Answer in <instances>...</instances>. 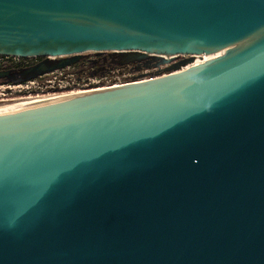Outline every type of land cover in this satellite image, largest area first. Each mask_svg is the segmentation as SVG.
Listing matches in <instances>:
<instances>
[{
	"label": "water",
	"instance_id": "obj_1",
	"mask_svg": "<svg viewBox=\"0 0 264 264\" xmlns=\"http://www.w3.org/2000/svg\"><path fill=\"white\" fill-rule=\"evenodd\" d=\"M90 51L135 82L0 112V264H264V0H0L12 82Z\"/></svg>",
	"mask_w": 264,
	"mask_h": 264
},
{
	"label": "built area",
	"instance_id": "obj_2",
	"mask_svg": "<svg viewBox=\"0 0 264 264\" xmlns=\"http://www.w3.org/2000/svg\"><path fill=\"white\" fill-rule=\"evenodd\" d=\"M103 53L107 54L108 52L98 53L90 51L83 53V55L96 56ZM29 58L0 55V70L5 63H17L20 60H27ZM91 58H94V56ZM78 62L61 69L40 74L25 82H0V103L27 105L69 94L117 87L134 83L133 79L138 75L137 72L130 71V65L117 67L109 63L104 67V73L101 76H89L87 74L79 76L80 74L77 73ZM85 65H89V62H85Z\"/></svg>",
	"mask_w": 264,
	"mask_h": 264
},
{
	"label": "flooded vegetation",
	"instance_id": "obj_3",
	"mask_svg": "<svg viewBox=\"0 0 264 264\" xmlns=\"http://www.w3.org/2000/svg\"><path fill=\"white\" fill-rule=\"evenodd\" d=\"M93 56L94 58H91ZM109 57L108 53L96 56L83 55L78 62L79 65L77 64V73L80 74L79 76H82V74L90 76L91 73H100L102 69L104 71V67L110 63ZM43 60L44 58L42 57H30L27 60H20L17 63H5L0 70V82L4 83L19 79L23 70L34 67ZM85 62H89V65H85Z\"/></svg>",
	"mask_w": 264,
	"mask_h": 264
},
{
	"label": "bare ground",
	"instance_id": "obj_4",
	"mask_svg": "<svg viewBox=\"0 0 264 264\" xmlns=\"http://www.w3.org/2000/svg\"><path fill=\"white\" fill-rule=\"evenodd\" d=\"M204 59L207 60L209 58L208 57H205ZM195 63H198V61H196ZM20 106H22V104H6V105H0V112L14 110L15 108H18Z\"/></svg>",
	"mask_w": 264,
	"mask_h": 264
},
{
	"label": "rangeland",
	"instance_id": "obj_5",
	"mask_svg": "<svg viewBox=\"0 0 264 264\" xmlns=\"http://www.w3.org/2000/svg\"><path fill=\"white\" fill-rule=\"evenodd\" d=\"M9 103V102H8ZM12 103V102H11ZM7 104V103H0V105Z\"/></svg>",
	"mask_w": 264,
	"mask_h": 264
}]
</instances>
